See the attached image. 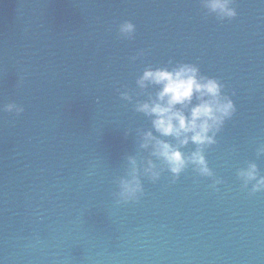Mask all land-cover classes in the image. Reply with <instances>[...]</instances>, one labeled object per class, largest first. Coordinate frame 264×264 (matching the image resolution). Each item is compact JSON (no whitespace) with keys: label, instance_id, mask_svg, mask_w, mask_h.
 <instances>
[{"label":"water","instance_id":"1","mask_svg":"<svg viewBox=\"0 0 264 264\" xmlns=\"http://www.w3.org/2000/svg\"><path fill=\"white\" fill-rule=\"evenodd\" d=\"M234 6L221 22L199 0H0V109H24L0 110V264H264V192L236 179L247 162L264 175V0ZM168 60L197 65L234 102L205 152L223 183L165 171L117 205L114 181L146 155L136 130L149 127L119 93Z\"/></svg>","mask_w":264,"mask_h":264},{"label":"clouds","instance_id":"2","mask_svg":"<svg viewBox=\"0 0 264 264\" xmlns=\"http://www.w3.org/2000/svg\"><path fill=\"white\" fill-rule=\"evenodd\" d=\"M234 5L235 0H199L205 16H214L221 22L236 17ZM116 30L122 39L134 38L135 25L130 21L119 23ZM143 56L144 51L140 50L129 59L135 62ZM135 88L137 92L126 89L119 96L149 123L148 128L136 130L138 149L146 155L139 159L126 157V170L114 181L115 203L138 202L144 194L142 178L155 183L165 171L175 183L191 168L196 177L212 179L210 187L216 190L223 181L214 177L205 152L216 145L218 133L236 112L233 100L225 93V85L219 79L203 75L195 64L168 60L163 65L145 66L135 80ZM140 96L144 99H139ZM0 110L15 112L17 116L24 111L12 103ZM188 145L193 146L192 150L182 151ZM261 157H264V145L256 150V158ZM236 179L242 189L249 190V195L264 192V175L255 162L239 168Z\"/></svg>","mask_w":264,"mask_h":264}]
</instances>
